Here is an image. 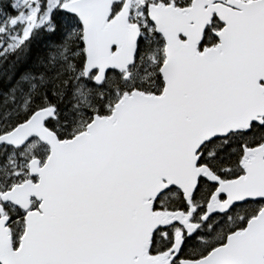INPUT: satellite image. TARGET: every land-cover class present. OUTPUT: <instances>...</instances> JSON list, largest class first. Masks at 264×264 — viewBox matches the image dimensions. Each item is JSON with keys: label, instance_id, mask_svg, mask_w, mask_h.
<instances>
[{"label": "snow or ice", "instance_id": "6c2138e0", "mask_svg": "<svg viewBox=\"0 0 264 264\" xmlns=\"http://www.w3.org/2000/svg\"><path fill=\"white\" fill-rule=\"evenodd\" d=\"M0 264H264V0H0Z\"/></svg>", "mask_w": 264, "mask_h": 264}]
</instances>
